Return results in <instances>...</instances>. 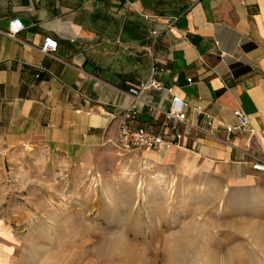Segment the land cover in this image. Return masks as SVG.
<instances>
[{
  "label": "crops",
  "instance_id": "obj_1",
  "mask_svg": "<svg viewBox=\"0 0 264 264\" xmlns=\"http://www.w3.org/2000/svg\"><path fill=\"white\" fill-rule=\"evenodd\" d=\"M47 37L57 49L45 55ZM152 68L160 87L141 96L133 125L160 132L171 98L186 107L180 147L157 159L233 182L262 174L264 0H0V170L26 146L86 158L115 142L128 89ZM237 109L248 127L229 133Z\"/></svg>",
  "mask_w": 264,
  "mask_h": 264
},
{
  "label": "rangeland",
  "instance_id": "obj_2",
  "mask_svg": "<svg viewBox=\"0 0 264 264\" xmlns=\"http://www.w3.org/2000/svg\"><path fill=\"white\" fill-rule=\"evenodd\" d=\"M115 142L0 170V264H264V174L233 182Z\"/></svg>",
  "mask_w": 264,
  "mask_h": 264
},
{
  "label": "built area",
  "instance_id": "obj_3",
  "mask_svg": "<svg viewBox=\"0 0 264 264\" xmlns=\"http://www.w3.org/2000/svg\"><path fill=\"white\" fill-rule=\"evenodd\" d=\"M24 29L23 25L17 18H13L8 23L6 36L15 39L16 36ZM57 49V42L50 37L44 38L41 53L48 55L54 53ZM157 70L151 69V75L146 82L140 87H130L128 89L129 104L121 111V122L118 125L117 136L115 143L118 148L124 152L132 153L137 150H159L169 149L170 147H180L182 134L176 130L177 126L184 124L186 120V107L183 100L173 97L170 100L168 109L164 113V119L160 124V132H156L153 128L134 126L133 122L138 113V103L144 92L150 88L160 87V82L155 79ZM162 72V70H158ZM190 82V79L187 80ZM234 116L237 120L236 126H229L226 131L241 132L248 127L246 115L237 109L234 111ZM110 119H115V114H109ZM169 128L174 130L171 134L164 133ZM169 136L170 138H166ZM252 169L256 172L264 174V162H256L252 165Z\"/></svg>",
  "mask_w": 264,
  "mask_h": 264
},
{
  "label": "bare ground",
  "instance_id": "obj_4",
  "mask_svg": "<svg viewBox=\"0 0 264 264\" xmlns=\"http://www.w3.org/2000/svg\"><path fill=\"white\" fill-rule=\"evenodd\" d=\"M10 252H11L10 250L4 249V251H3L4 260H3L2 264H8L10 262L9 261Z\"/></svg>",
  "mask_w": 264,
  "mask_h": 264
},
{
  "label": "trees",
  "instance_id": "obj_5",
  "mask_svg": "<svg viewBox=\"0 0 264 264\" xmlns=\"http://www.w3.org/2000/svg\"><path fill=\"white\" fill-rule=\"evenodd\" d=\"M231 70H232L233 73H237V72L239 71V69H238V65H233V66L231 67Z\"/></svg>",
  "mask_w": 264,
  "mask_h": 264
}]
</instances>
